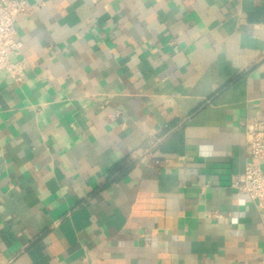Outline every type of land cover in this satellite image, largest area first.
Returning a JSON list of instances; mask_svg holds the SVG:
<instances>
[{"label": "crops", "instance_id": "0c3cea01", "mask_svg": "<svg viewBox=\"0 0 264 264\" xmlns=\"http://www.w3.org/2000/svg\"><path fill=\"white\" fill-rule=\"evenodd\" d=\"M27 1L0 264H264V209L231 188L264 120V0Z\"/></svg>", "mask_w": 264, "mask_h": 264}, {"label": "built area", "instance_id": "2783aa9c", "mask_svg": "<svg viewBox=\"0 0 264 264\" xmlns=\"http://www.w3.org/2000/svg\"><path fill=\"white\" fill-rule=\"evenodd\" d=\"M35 11L27 0H0V73H7L16 83H22L27 69L26 61L13 62L21 53L24 43L18 38L15 23L20 15ZM118 113L112 114L113 120ZM246 146L250 158L243 173L235 176L231 188L238 195H247L259 208L264 209V170L255 161L264 160V120L249 118L246 121Z\"/></svg>", "mask_w": 264, "mask_h": 264}, {"label": "trees", "instance_id": "16d2710c", "mask_svg": "<svg viewBox=\"0 0 264 264\" xmlns=\"http://www.w3.org/2000/svg\"><path fill=\"white\" fill-rule=\"evenodd\" d=\"M130 165H131V164H129V165H128V166H126V167H130Z\"/></svg>", "mask_w": 264, "mask_h": 264}]
</instances>
